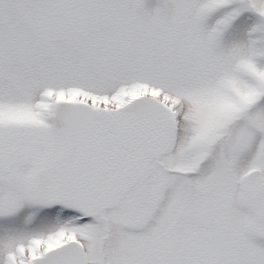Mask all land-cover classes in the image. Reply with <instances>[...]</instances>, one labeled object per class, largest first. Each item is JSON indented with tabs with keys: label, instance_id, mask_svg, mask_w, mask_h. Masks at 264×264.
Wrapping results in <instances>:
<instances>
[{
	"label": "snow or ice",
	"instance_id": "obj_1",
	"mask_svg": "<svg viewBox=\"0 0 264 264\" xmlns=\"http://www.w3.org/2000/svg\"><path fill=\"white\" fill-rule=\"evenodd\" d=\"M0 264H264V0H0Z\"/></svg>",
	"mask_w": 264,
	"mask_h": 264
}]
</instances>
